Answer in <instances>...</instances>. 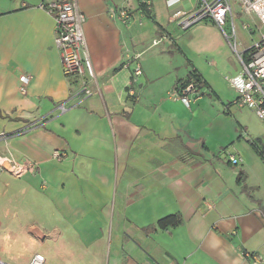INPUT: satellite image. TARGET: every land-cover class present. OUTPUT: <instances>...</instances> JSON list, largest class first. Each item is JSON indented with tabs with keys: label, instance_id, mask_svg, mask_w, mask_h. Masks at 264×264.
I'll list each match as a JSON object with an SVG mask.
<instances>
[{
	"label": "crops",
	"instance_id": "1",
	"mask_svg": "<svg viewBox=\"0 0 264 264\" xmlns=\"http://www.w3.org/2000/svg\"><path fill=\"white\" fill-rule=\"evenodd\" d=\"M49 1L65 0H0V154L35 163L19 178L0 172V259L264 264L261 134L244 138L241 110L230 106L237 93L227 79L239 59L211 21L182 27L171 18L197 0H75L93 70L89 95L62 71ZM230 3L240 25L252 21ZM235 48H246L237 36ZM191 70L202 83L186 106L173 89ZM234 116L240 129L223 135ZM9 210L36 221L20 227L34 249L12 252ZM172 213L179 224L148 228Z\"/></svg>",
	"mask_w": 264,
	"mask_h": 264
},
{
	"label": "built area",
	"instance_id": "2",
	"mask_svg": "<svg viewBox=\"0 0 264 264\" xmlns=\"http://www.w3.org/2000/svg\"><path fill=\"white\" fill-rule=\"evenodd\" d=\"M241 11L248 18L242 27L250 33L256 32L258 37L243 51L238 52L236 46V29L233 21V12L230 0H197L192 11L176 9L171 13V18L177 20L182 27L206 20L211 21L222 32L230 47L236 52L240 62V70L227 80L235 89L237 97L235 103L252 110L257 117L264 119V0H238ZM45 10L53 15L55 20L54 44L59 49L62 71L66 77L78 83V88L83 95L91 94L88 79L93 77L91 61L88 57L85 38L82 30L84 15L81 13L75 0L49 1L43 5ZM118 17L122 22L129 18L127 8L118 11ZM139 72L136 67L135 73ZM28 74L19 76V90L25 92L29 82ZM194 79H190L173 89V93L186 106H189L191 95L198 92V86ZM4 132L0 138H5ZM51 156L61 159L63 152L54 150ZM232 163L238 159L229 156ZM32 161H18L11 154H0V172L7 171L20 177L34 170ZM249 254V253H248ZM0 264H12L0 259ZM27 264H46L41 253H34ZM156 264V263H152Z\"/></svg>",
	"mask_w": 264,
	"mask_h": 264
},
{
	"label": "rangeland",
	"instance_id": "3",
	"mask_svg": "<svg viewBox=\"0 0 264 264\" xmlns=\"http://www.w3.org/2000/svg\"><path fill=\"white\" fill-rule=\"evenodd\" d=\"M233 20H234V24H235V29H236V36L239 42H241L243 44L244 47H248L250 46L254 40L257 39L258 35L256 32H252L250 33L248 30L244 29L242 27V24L240 25L239 22H241V18L233 15ZM240 46V44H239ZM232 109H239L241 110L239 113V118L241 120V125L245 126V132L243 133L244 138H253L256 134H261V139H262V144H263V151H264V119H260L259 117H257V115L250 110L249 108L245 107V106H238V104H236L235 102H233L231 105ZM234 112V111H233ZM237 116V115H236ZM238 117H230L229 119L224 120V124L222 122L221 126L222 127H226L227 130L226 131H221L223 135H225L226 133L230 134L231 131V127H237V129H240V125L238 123ZM237 133H235V135H233L234 139H235V143H238V138ZM247 134H250L249 137ZM241 145L243 147H249L247 142L245 140H243V142ZM229 148V152L232 150L230 148V145H228ZM263 169H264V163H263ZM264 171V170H263ZM4 172L6 174H9L11 177L15 178L16 176L10 174L9 172L5 171ZM19 178V177H16ZM263 196H264V178H263ZM20 212V211H19ZM2 216H4L2 214ZM4 222L5 224L8 223L6 225L7 229H9L10 231H12V234L14 233L15 235V242L16 244L12 246V252H17V253H22L24 251V249H27V247L25 248L24 245H27L25 243V239H24V234L20 235L21 233V226L22 224L25 223H29L31 222L32 224H36L35 220H23L21 219V215L20 213H17V211H13V210H9L8 212L6 211V216H4ZM34 249V245L30 244L28 245V249ZM27 249V250H28ZM42 249H46L47 251H50V242H47V244H45Z\"/></svg>",
	"mask_w": 264,
	"mask_h": 264
},
{
	"label": "trees",
	"instance_id": "4",
	"mask_svg": "<svg viewBox=\"0 0 264 264\" xmlns=\"http://www.w3.org/2000/svg\"><path fill=\"white\" fill-rule=\"evenodd\" d=\"M190 79H194L195 82H197V84H201L202 81L200 79L199 74L197 73V71L195 70H191L189 72V74L187 75V77L184 80H179L175 83V87H177L178 85L183 84L184 82H187ZM199 87V86H198ZM252 145L256 148L257 145H255L254 142H252ZM257 149V148H256ZM259 152L260 157L263 159L264 161V155H262V152L260 150H257ZM181 222V216L178 213H172V214H168L165 215L161 218H159L155 225H151L148 228H154L155 226L159 227V228H166L168 226H175L177 224H179Z\"/></svg>",
	"mask_w": 264,
	"mask_h": 264
}]
</instances>
